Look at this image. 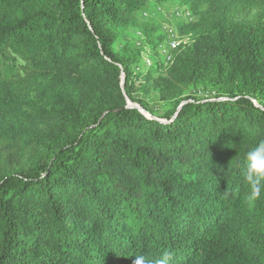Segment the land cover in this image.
<instances>
[{
	"label": "trees",
	"instance_id": "16d2710c",
	"mask_svg": "<svg viewBox=\"0 0 264 264\" xmlns=\"http://www.w3.org/2000/svg\"><path fill=\"white\" fill-rule=\"evenodd\" d=\"M169 1L0 0V264H264L237 165L264 140V0H174L165 62L141 15Z\"/></svg>",
	"mask_w": 264,
	"mask_h": 264
},
{
	"label": "rangeland",
	"instance_id": "374dc122",
	"mask_svg": "<svg viewBox=\"0 0 264 264\" xmlns=\"http://www.w3.org/2000/svg\"><path fill=\"white\" fill-rule=\"evenodd\" d=\"M182 9L183 8L180 7V4L174 0L164 4L150 3L144 12L146 14L141 15V19L142 22L145 21L149 24H156L160 26L168 24L172 27H175L176 23L179 21L181 22V20H176L174 18V12H180ZM142 44V36H140L136 30L130 28L120 33L119 39L116 43V50H120L124 46L140 47ZM158 74L155 73L154 77L158 76ZM193 95L199 99H207L212 97V92L209 90H199L194 92ZM133 98L136 101L145 104L155 115L162 114L169 109V106L161 102L155 93L149 87H145L141 81H139L135 86ZM135 105L140 107L138 104Z\"/></svg>",
	"mask_w": 264,
	"mask_h": 264
},
{
	"label": "clouds",
	"instance_id": "9594fccd",
	"mask_svg": "<svg viewBox=\"0 0 264 264\" xmlns=\"http://www.w3.org/2000/svg\"><path fill=\"white\" fill-rule=\"evenodd\" d=\"M239 175L247 188L246 200L256 202L264 198V140L258 141L245 154L243 161L237 162ZM143 264H152L143 256L138 257ZM170 257L165 254L155 264H169Z\"/></svg>",
	"mask_w": 264,
	"mask_h": 264
},
{
	"label": "built area",
	"instance_id": "2783aa9c",
	"mask_svg": "<svg viewBox=\"0 0 264 264\" xmlns=\"http://www.w3.org/2000/svg\"><path fill=\"white\" fill-rule=\"evenodd\" d=\"M174 18L185 23L192 21L190 14L186 11H183V9L180 12L175 11ZM162 32L165 36V41L159 47L158 51L159 55H161L165 59V62H168L171 52L178 48L184 42L179 38L176 29L168 24L162 26ZM143 61L147 67L151 66V62L146 56L143 58Z\"/></svg>",
	"mask_w": 264,
	"mask_h": 264
},
{
	"label": "water",
	"instance_id": "95a60500",
	"mask_svg": "<svg viewBox=\"0 0 264 264\" xmlns=\"http://www.w3.org/2000/svg\"><path fill=\"white\" fill-rule=\"evenodd\" d=\"M127 103H128L129 107L137 109L141 114L148 115V113H146L142 108H140V107H138L135 104H132L130 102H127Z\"/></svg>",
	"mask_w": 264,
	"mask_h": 264
}]
</instances>
